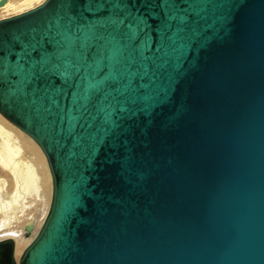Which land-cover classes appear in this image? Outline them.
I'll use <instances>...</instances> for the list:
<instances>
[{
    "label": "water",
    "instance_id": "1",
    "mask_svg": "<svg viewBox=\"0 0 264 264\" xmlns=\"http://www.w3.org/2000/svg\"><path fill=\"white\" fill-rule=\"evenodd\" d=\"M0 114L53 183L0 264H264V0H46L1 19Z\"/></svg>",
    "mask_w": 264,
    "mask_h": 264
},
{
    "label": "bare ground",
    "instance_id": "2",
    "mask_svg": "<svg viewBox=\"0 0 264 264\" xmlns=\"http://www.w3.org/2000/svg\"><path fill=\"white\" fill-rule=\"evenodd\" d=\"M5 1L0 20L32 10L46 0ZM52 193V175L43 151L0 114V242L14 241L17 261L43 226ZM31 223L35 229L27 238L25 227Z\"/></svg>",
    "mask_w": 264,
    "mask_h": 264
}]
</instances>
